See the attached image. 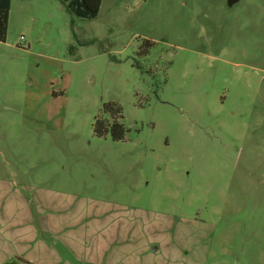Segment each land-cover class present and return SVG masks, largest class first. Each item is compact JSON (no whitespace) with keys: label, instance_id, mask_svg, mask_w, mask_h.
Returning <instances> with one entry per match:
<instances>
[{"label":"rangeland","instance_id":"374dc122","mask_svg":"<svg viewBox=\"0 0 264 264\" xmlns=\"http://www.w3.org/2000/svg\"><path fill=\"white\" fill-rule=\"evenodd\" d=\"M119 108L120 140L93 132ZM264 264V0H11L0 264Z\"/></svg>","mask_w":264,"mask_h":264},{"label":"trees","instance_id":"16d2710c","mask_svg":"<svg viewBox=\"0 0 264 264\" xmlns=\"http://www.w3.org/2000/svg\"><path fill=\"white\" fill-rule=\"evenodd\" d=\"M11 0H0V41L5 40L7 30V19ZM66 8L75 16L81 18H93L97 15L101 0H61ZM109 105H104L103 112L109 110ZM119 108L110 110V118H95L93 132L97 136L109 135L113 140L124 137L125 129L123 123L118 119Z\"/></svg>","mask_w":264,"mask_h":264},{"label":"water","instance_id":"95a60500","mask_svg":"<svg viewBox=\"0 0 264 264\" xmlns=\"http://www.w3.org/2000/svg\"><path fill=\"white\" fill-rule=\"evenodd\" d=\"M234 1H236V0H228V4L231 5ZM8 264H10V263H8Z\"/></svg>","mask_w":264,"mask_h":264}]
</instances>
